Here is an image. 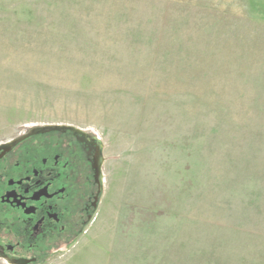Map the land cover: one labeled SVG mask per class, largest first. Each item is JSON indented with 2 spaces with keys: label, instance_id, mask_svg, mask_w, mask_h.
Instances as JSON below:
<instances>
[{
  "label": "rangeland",
  "instance_id": "374dc122",
  "mask_svg": "<svg viewBox=\"0 0 264 264\" xmlns=\"http://www.w3.org/2000/svg\"><path fill=\"white\" fill-rule=\"evenodd\" d=\"M44 129L103 183L32 264H264V0H0V145Z\"/></svg>",
  "mask_w": 264,
  "mask_h": 264
},
{
  "label": "flooded vegetation",
  "instance_id": "af4514ba",
  "mask_svg": "<svg viewBox=\"0 0 264 264\" xmlns=\"http://www.w3.org/2000/svg\"><path fill=\"white\" fill-rule=\"evenodd\" d=\"M103 147L71 131L34 130L0 145V257L32 264L68 245L102 194Z\"/></svg>",
  "mask_w": 264,
  "mask_h": 264
},
{
  "label": "water",
  "instance_id": "95a60500",
  "mask_svg": "<svg viewBox=\"0 0 264 264\" xmlns=\"http://www.w3.org/2000/svg\"><path fill=\"white\" fill-rule=\"evenodd\" d=\"M59 129V128H58Z\"/></svg>",
  "mask_w": 264,
  "mask_h": 264
}]
</instances>
